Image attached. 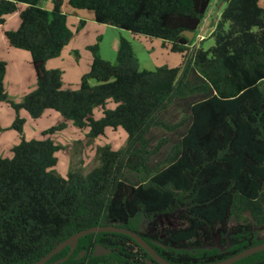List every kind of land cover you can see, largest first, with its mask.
<instances>
[{"label":"trees","instance_id":"16d2710c","mask_svg":"<svg viewBox=\"0 0 264 264\" xmlns=\"http://www.w3.org/2000/svg\"><path fill=\"white\" fill-rule=\"evenodd\" d=\"M39 1L0 0V26L16 11L19 19L15 29L3 30L5 41L28 52L35 79L32 90L10 99L0 61V102L14 112L11 127L20 132L18 109L32 119L51 109L62 122L43 133L69 121L90 138L120 127L126 140L119 149L99 146L94 166L85 174L70 169L65 177L53 169L59 145L49 137H21L10 157H0V264L36 261L59 241L96 225L132 230L178 264L218 261L264 241V223L256 220L264 206V74L255 69L264 56V7L258 0H66L72 9L91 11L96 23L157 38L180 56L175 67L138 70L126 39L118 37L114 63L100 58L93 44L87 47L88 70L74 89L62 88L61 71L44 64L84 22L72 31L60 2L45 9ZM212 3H224L209 34L213 43L194 47ZM184 30L193 33L190 39ZM209 67L215 81L207 80ZM240 68L255 74L243 72L239 79ZM227 82L234 94L226 95ZM172 102L185 111L167 123L160 115ZM97 106L101 115L95 119ZM163 128L166 135L155 132ZM151 155L156 160L149 164ZM124 168L141 171L142 180L127 182ZM67 251L65 246L46 262ZM56 264L158 263L130 236L101 231L80 236ZM231 264H264V249Z\"/></svg>","mask_w":264,"mask_h":264},{"label":"rangeland","instance_id":"374dc122","mask_svg":"<svg viewBox=\"0 0 264 264\" xmlns=\"http://www.w3.org/2000/svg\"><path fill=\"white\" fill-rule=\"evenodd\" d=\"M55 2H60V9H65L67 12L66 23L68 27L74 31L79 21L69 16L74 9H71L65 0H40L38 5L44 7L45 3H47L49 7H52ZM258 3L260 6L264 7V0H258ZM18 5L21 6V4ZM223 6L224 3H220L219 5H215L213 3L210 4L205 15L206 17L203 20V38L200 40H196L194 38V41L192 42L194 47H201L202 49H205L212 45L213 41L209 38V34L213 28V23L217 19ZM80 11L87 12L92 16V12L89 10L82 9ZM0 37L3 38L4 42L5 39L3 37V30H0ZM113 37H122L128 41L132 55L136 60L138 70H153L155 67L160 66L175 67L180 61L179 54L170 51L167 46H162L161 40L157 38H148L143 35H132L129 31L118 29L106 24L96 23L92 19L91 21H87L85 24L83 23L77 31H74L70 41L66 45L67 48L71 46L73 47L70 48L71 50L69 49L70 55L73 59L67 56L65 57V60L71 61L73 64L67 63L62 56H57L51 59L54 63H59L62 60L63 66L62 68H58L61 71L62 88L67 87L74 89L77 87L80 78L78 70L80 67H83V70L85 71L88 67L89 60L91 59V52L87 49L88 46L96 44V53L98 56L110 63H114L115 52L111 48ZM2 56H5V52L4 49L2 50L0 41V57ZM76 60L77 65L75 64ZM29 66L32 69L30 63ZM255 67L258 72L264 74V56H260L258 58ZM243 72H247L252 75L255 74L254 70H244L243 68L235 71L239 79L241 78ZM228 73L230 74L229 71ZM208 74L210 76L207 77L208 82L210 79L215 81V72L213 67L208 68ZM27 79L28 75L26 83L28 82ZM89 82L93 84V81L90 80ZM225 93L226 95L235 93V86L232 82L226 83ZM186 101L187 100H185V105L188 102ZM0 103L5 102L1 101ZM185 105L182 104V106H180L179 102L170 103L160 115V119L167 123L181 120L184 115ZM105 107L112 108V101H107ZM8 108L13 113L14 118L13 110L10 107ZM18 111L23 113V115L25 114L23 118L18 113V116L23 119L20 132H17L13 127H11L13 118L6 128L0 129V157H10L11 148L19 142L21 137L24 139H42L44 137H49L59 145L54 152L55 165L53 169L56 173L65 177L70 169L79 170L82 174H85L92 166H94L97 163L96 149L99 146L109 145L112 149H119L125 145L126 134L120 127H117L116 129L106 127L101 135L90 138L86 135L85 128H77L72 125L71 122L66 121L62 128L54 130L50 133H43L50 127L56 126L62 122V117L56 111L44 109L40 116L34 119L30 118L23 109H18ZM100 113L101 107L97 106L92 109L93 118H98L101 115ZM168 131L169 130L163 128L156 130L155 132H162L166 135ZM155 143L156 141L153 139L150 141L149 146H154ZM164 148L166 149L167 145L162 146V149ZM155 160V155H151L147 158V162H149V164L155 162ZM123 173L125 180L129 183H138L142 180L143 173L141 171L124 168ZM256 218L259 223H264L263 205L258 208ZM101 251L102 250L100 248L96 250V252Z\"/></svg>","mask_w":264,"mask_h":264},{"label":"crops","instance_id":"0c3cea01","mask_svg":"<svg viewBox=\"0 0 264 264\" xmlns=\"http://www.w3.org/2000/svg\"><path fill=\"white\" fill-rule=\"evenodd\" d=\"M19 4H21V6L18 5V9H21L24 6V4H22V3H19ZM40 7H42V6H40ZM42 8L50 9L51 7H49V5H47V3H45V6ZM61 10L63 13H65V15L67 14L65 9H61ZM17 15H18L17 12H14L10 15H7L4 18L3 24L0 26V30H4V29L5 30H13V29H15L19 23V19H18ZM69 16L73 17L77 21L83 20L84 24L87 21H91L93 18L87 12L80 11V9L72 10V12L69 14ZM66 20H67V15H66ZM0 41H1V45H2V50L4 49V52H5V56L0 57V61H3L5 63V71H4V77H3V88H4L6 95L10 99L17 101L21 98V96L23 94L32 90V88H34L33 86L35 85V79L33 76L34 73H32L33 69H31L29 66L30 57H29V54L27 51H26L27 53L23 52L25 50L9 47L5 40L3 42V38H1V37H0ZM117 42H118V38L113 37L112 42H111V48H112V50H114V52H115V49L117 46ZM66 45L62 47L58 56L64 57V60H65V57H67V56L70 57L71 59H73L72 56L70 55V50H71L70 48H73V47L71 46V47L67 48ZM51 59L46 60V62L44 64L47 69H52V68H56V67H57V69L62 68V66H63L62 60L59 63H54ZM90 60H89V63H90ZM66 62L73 64L71 61H66ZM89 63H88V67H89ZM75 64L77 65V60L75 61ZM88 67L85 71L83 70V67L82 68L80 67L78 70L79 76L81 74H83L84 72H86L88 70ZM27 75H28V79H27L28 82L26 83ZM65 88H67V87H65ZM18 113L20 114L21 117L24 118L25 114L23 115V113H21L19 111H18ZM12 118H13V113L9 110L8 106L5 103H0V129L6 128L8 126V124L12 121Z\"/></svg>","mask_w":264,"mask_h":264},{"label":"water","instance_id":"95a60500","mask_svg":"<svg viewBox=\"0 0 264 264\" xmlns=\"http://www.w3.org/2000/svg\"><path fill=\"white\" fill-rule=\"evenodd\" d=\"M182 34L186 36L188 39L191 38L192 32H187V31H182ZM101 231H109V232H120L124 233L128 236H130L141 248H143L151 257L152 260L157 262L158 264H178V263H173L170 261L165 260L162 258L158 253L154 251V249L136 232L126 229L124 227L120 226H114V225H96V226H90L81 230H78L74 232L73 234L69 235L66 237L64 240L59 241L57 244H55L42 258L33 261V262H27V263H22V264H56L59 262H62L65 260L73 251V249L76 246L77 240L80 236L85 235L87 233H94V232H101ZM65 246H68V251L66 254L58 258L56 260L46 262L52 255L60 251L62 248ZM264 249V241L254 244L250 247H247L231 256H228L224 259L218 260V261H213V262H206V263H200V264H231L234 261L249 255L251 253L257 252L259 250Z\"/></svg>","mask_w":264,"mask_h":264},{"label":"built area","instance_id":"2783aa9c","mask_svg":"<svg viewBox=\"0 0 264 264\" xmlns=\"http://www.w3.org/2000/svg\"><path fill=\"white\" fill-rule=\"evenodd\" d=\"M206 16H204V18H205ZM204 18L202 19V21H201V24L198 26V28H197V31H196V34H195V39L196 40H200V39H202L203 38V33H202V25H203V20H204Z\"/></svg>","mask_w":264,"mask_h":264}]
</instances>
